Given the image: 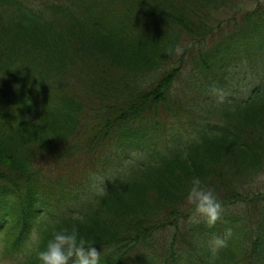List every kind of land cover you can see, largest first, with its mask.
I'll use <instances>...</instances> for the list:
<instances>
[{
  "label": "trees",
  "instance_id": "1",
  "mask_svg": "<svg viewBox=\"0 0 264 264\" xmlns=\"http://www.w3.org/2000/svg\"><path fill=\"white\" fill-rule=\"evenodd\" d=\"M254 1L0 0L1 256L40 264L52 229L76 224L110 247L106 264H179L181 246L158 233L169 226L204 264H264V4ZM197 53L199 73L180 86ZM254 59L261 80L243 101L205 107L212 133L162 140L159 117L203 107ZM194 176L225 207L206 238L236 224L215 253L187 200Z\"/></svg>",
  "mask_w": 264,
  "mask_h": 264
},
{
  "label": "clouds",
  "instance_id": "2",
  "mask_svg": "<svg viewBox=\"0 0 264 264\" xmlns=\"http://www.w3.org/2000/svg\"><path fill=\"white\" fill-rule=\"evenodd\" d=\"M98 196L102 197L107 190L104 181L97 185ZM187 200L195 206V213L207 218L209 224H214L222 211L221 201L214 189L204 184L199 176L192 177ZM231 229L226 230L225 236H214L210 241L211 250L215 253L225 246ZM95 241L83 235L78 225L52 229V236L46 246L38 250L40 264H101V251L94 246Z\"/></svg>",
  "mask_w": 264,
  "mask_h": 264
},
{
  "label": "rangeland",
  "instance_id": "3",
  "mask_svg": "<svg viewBox=\"0 0 264 264\" xmlns=\"http://www.w3.org/2000/svg\"><path fill=\"white\" fill-rule=\"evenodd\" d=\"M185 78H189V76L187 75V73L184 74Z\"/></svg>",
  "mask_w": 264,
  "mask_h": 264
}]
</instances>
